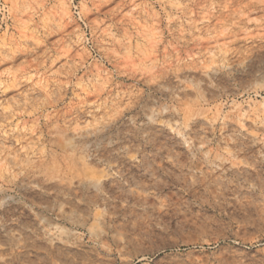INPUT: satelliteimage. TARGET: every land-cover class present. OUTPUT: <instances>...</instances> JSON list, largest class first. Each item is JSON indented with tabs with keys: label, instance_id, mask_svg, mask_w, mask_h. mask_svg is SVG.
Instances as JSON below:
<instances>
[{
	"label": "rangeland",
	"instance_id": "374dc122",
	"mask_svg": "<svg viewBox=\"0 0 264 264\" xmlns=\"http://www.w3.org/2000/svg\"><path fill=\"white\" fill-rule=\"evenodd\" d=\"M106 263L264 264V0H0V264Z\"/></svg>",
	"mask_w": 264,
	"mask_h": 264
},
{
	"label": "bare ground",
	"instance_id": "6f19581e",
	"mask_svg": "<svg viewBox=\"0 0 264 264\" xmlns=\"http://www.w3.org/2000/svg\"><path fill=\"white\" fill-rule=\"evenodd\" d=\"M125 137H126V136H125ZM127 137H128V136H127ZM158 138H159V137H158ZM158 138H157V139H158ZM163 138H164V136H163ZM163 138H162V139H163ZM151 139H153V138H151ZM165 139H166V138H165ZM164 141H165V140H164ZM159 142H160V141H159ZM159 142H158V143H159ZM163 143H164V142H163ZM163 143H162V144H163ZM164 144H165V143H164ZM164 144H163V145H164ZM143 161H144V160H143ZM141 163H142V162H141ZM176 163H177V162H176ZM143 164H144V163H143ZM123 165H124V164H123ZM171 165H172V164H171ZM171 165H170V166H171ZM129 166H130V165H129ZM145 166H146V165H145ZM178 166H179V165H178ZM121 167H122V166H121ZM135 167H136V166H135ZM137 167H139V166H137ZM171 167H172V166H171ZM139 168H140V167H139ZM178 168H179V167H178ZM180 168H181V167H180ZM180 168H179V170H180ZM238 168H239V167H238ZM169 169H171V168H169ZM174 169H175V168H174ZM174 169H173V170H174ZM182 169H183V168H182ZM182 169H181V170H182ZM136 170H137V169H136ZM136 170H135V171H136ZM150 170H151V169H150ZM179 170H178V171H179ZM237 170H238V169H237ZM242 170H243V169H242ZM242 170H241L240 172H242ZM130 171H131V170H130ZM132 171H133V169H132ZM138 171H139V170H138ZM146 171H147V170H146ZM148 171H149V169H148ZM170 171H171V170H170ZM174 171H176V169H175ZM233 171H234V170H233ZM120 172H121V171H120ZM126 172H127V170H126ZM133 172H134V171H133ZM152 172H153V171H150V173H152ZM172 172H173V171H172ZM180 172H182V171H180ZM123 173H125V172H123ZM137 173H138V172H135V174H134V173H133V174L136 175ZM142 173H144V172H142ZM176 173H177V172H175V174H176ZM238 173H239V171H238ZM154 174H155V173H154ZM234 174H235V173H234ZM131 175H132V174L130 173L129 177H130ZM138 175H139V174H138ZM170 175H171V173H170ZM236 175H237V174H236ZM247 175H248V174H247ZM126 176H127V174H126ZM181 176H182V174L180 175V178H181ZM239 176H240V174H239ZM243 176H244V175H243ZM243 176H242V177H243ZM122 177H123V176H122ZM132 177H134V176H132ZM149 177H150V176H149ZM154 177H155V176H154ZM171 177H172V176H171ZM107 178H108V177H107ZM109 178H110V177H109ZM138 178H139V177H138ZM152 178H153V177H152ZM155 178H156V177H155ZM157 178H158V177H157ZM177 178H178V177H177ZM217 178H218V177H217ZM238 178H239V177H238ZM113 179H114V178H113ZM125 179H128V178H125ZM133 179H134V178H133ZM161 179H162V178H161ZM161 179H160V180H161ZM164 179H165V178H164ZM178 179H179V178H178ZM183 179H184V178H183ZM183 179H182V182L184 181ZM107 180H108V179H107ZM136 180H137V179H136ZM144 180H145V179H144ZM154 180H155V179H154ZM165 180H166V179H165ZM165 180H164V181H165ZM173 180H174V179H173ZM222 180H223V179H222ZM115 181H116V180H115ZM119 181H120V180H119ZM151 181H153V180H151ZM168 181H169V180H168ZM179 181H180V180H179ZM130 182H131V181H130ZM153 182H154V181H153ZM153 182H151L152 185L155 184V183L153 184ZM161 182H162V181H161ZM161 182H160V183H161ZM172 182H173V181H172ZM174 182H175V181H174ZM185 182H187V181H185ZM222 182H223V181H222ZM108 183H109V182H108ZM111 183H112V182H111ZM118 183H119V182H118ZM144 183H145V182H144ZM175 183H176V182H175ZM177 183H179V182H177ZM187 183H190V181L187 182ZM105 184H106V183H105ZM105 184H104V185H105ZM112 184H113V183H112ZM122 184H123V183H122ZM132 184H134V183H132ZM157 184H158V183H157ZM162 184H164V183H161V185H162ZM116 185H117V184H116ZM123 185H124V184H123ZM123 185H122V186H123ZM142 185H143V184H142ZM146 185H147V184H146ZM118 186H119V185H118ZM125 186H126V185H125ZM148 186H149V185H148ZM162 186H163V185H162ZM164 186H165V184H164ZM184 186H185V185H184ZM188 186H189V184H188ZM225 186H226V185H225ZM108 187H109V186H108ZM128 187H129V186H128ZM130 187H131V186H130ZM133 187H134V186H133ZM135 187H136V186H135ZM154 187H155V186H154ZM119 188H120V187H119ZM121 188H122V187H121ZM125 188H126V187H125ZM137 188H138V187H137ZM139 188H140V187H139ZM147 188H148V187H147ZM160 188H161V187H160ZM127 189H128V188H127ZM131 189H133V188H131ZM134 189H135V188H134ZM142 189H143V187H142ZM112 190H113V189H112ZM136 190H137V189H136ZM143 190H144V189H143ZM155 190H156V188H155ZM68 191H69V190H68ZM122 191H125V189L122 190ZM144 191H146V190H144ZM157 191H158V190H157ZM113 192H114V191H113ZM113 192H107V193L105 192V193L107 194L106 196H108V198L112 199V198L115 196ZM150 192H151V191H150ZM126 193H127V192H126ZM136 193H138V192H136ZM91 194H92V193H91ZM115 194H116V193H115ZM118 194H119V193H118ZM121 194H122V193H121ZM145 194H146V193H145ZM88 195H89V194H88ZM116 195H117V194H116ZM130 195H133V193L130 194ZM136 195H137V194H136ZM140 195H141V192H140ZM143 195H144V194H143ZM152 195H153V194H152ZM154 195H155V194H154ZM74 196H75V195H74ZM94 196H99V195L95 194ZM100 196H101V195H100ZM102 196H103V195H102ZM141 196H142V195H141ZM148 196H149V195H148ZM148 196H147V197H148ZM119 197H120V196H119ZM123 197H124V196H123ZM123 197H122V200H123ZM130 197H132V196H130ZM147 197H146V199H147ZM72 198H73V197H72ZM90 198H91V197H90ZM98 198H99V197H98ZM98 198H97V199H98ZM108 198H107V199H108ZM138 198H140V197H138ZM143 198H144V197H143ZM92 199H93V198H92ZM120 199H121V198H120ZM125 199H126V198H125ZM125 199H124V200H125ZM133 199H135V198H133ZM133 199H132V200H133ZM130 200H131V199H130ZM141 200H142V199H141ZM90 201H91V200H90ZM95 201H97V200L95 199ZM98 201H99V200H98ZM104 201H105V200H104ZM104 201H103V202H104ZM108 201H109V200H108ZM126 201H127V200H126ZM134 201H135V200H133V202H134ZM138 201H139V200H138ZM121 202H122V201H121ZM135 202H136V201H135ZM92 203L94 204V203H96V202H92ZM92 203H91V204H92ZM89 204H90V203H89ZM102 206H103V205H102ZM105 206H107V205H105ZM118 210H119V209H118ZM162 243H163V242H162ZM125 244H126V243H125ZM128 246H129V245H128ZM112 248H113V247H112ZM154 248H155V247H154ZM125 249H126V248H125ZM104 250H105V249H104ZM106 250H107V249H106ZM101 251H102V250H101ZM112 251H113V250H112ZM149 251H152V250L149 249ZM144 252H145V250H144ZM105 253H106V252H105ZM108 253H110V252H108ZM140 253H141V252H140ZM113 254H114V253H113ZM115 254H116V253H115ZM115 254H114V256H115ZM105 255H106V254H105ZM107 255H108V254H107ZM140 255H141V254H140ZM111 257H112V256H111ZM111 257H110V258H111ZM104 258H105V257H104ZM117 258H118V256H117ZM111 259H114V258H111ZM115 259H116V258H115ZM108 260H109V259H108ZM118 262H119V261H118ZM120 262H121V261H120ZM101 263H102V262H101ZM115 263H116V262H115ZM106 264H107V263H106ZM113 264H114V263H113Z\"/></svg>",
	"mask_w": 264,
	"mask_h": 264
}]
</instances>
